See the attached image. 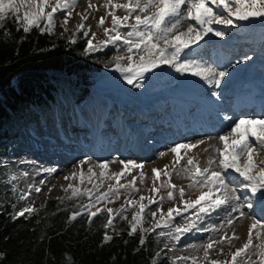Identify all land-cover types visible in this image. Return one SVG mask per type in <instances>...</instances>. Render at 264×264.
Instances as JSON below:
<instances>
[{"label": "rangeland", "instance_id": "rangeland-1", "mask_svg": "<svg viewBox=\"0 0 264 264\" xmlns=\"http://www.w3.org/2000/svg\"><path fill=\"white\" fill-rule=\"evenodd\" d=\"M91 2L99 7L104 3V0H91ZM118 2L122 3L124 0H118ZM87 6L88 0H79L72 17L66 25L67 31H64V27H62L65 19L64 14L57 13L55 31L52 35L75 42L84 41L85 43L87 38H92V33L96 34L94 43L106 39L103 29L111 27V17L106 19L102 27L98 26L100 17L104 16L106 12L102 7H99V11L89 9V18L84 21L86 28L90 27L87 38L83 36L82 31H77L76 26L81 23V17L77 13L83 12ZM22 14L23 9L21 10V17ZM117 14L125 15L120 10ZM7 16H14V14L10 13ZM44 23L41 22L38 28H44ZM186 27L187 25H185ZM214 27L226 32L227 35L223 39L213 34L207 35L196 47L193 46L195 51L191 54V58L204 61L219 70H225L229 75L218 89L197 78L194 83L199 85L198 92L182 100V104L178 102L173 91L180 92L177 90L183 86L182 81L186 79L187 74L177 73L174 68L162 65L160 68L145 74L143 86L137 89L127 84L121 73L116 71L112 63V56L117 53L116 47L109 46L101 51L88 52L94 53L97 61L89 92L80 93L77 98L70 99L54 114H49L45 110L42 113L31 112L28 114L27 122L20 121L19 124L13 125V130L18 131L20 135L15 140L9 154L4 153L3 144L0 142V188L2 191L10 190L15 199L14 212L16 213L22 207L29 205L34 208V211L41 209L45 214L53 212L54 209H71L73 212L82 211L83 206L89 203V197L79 195L70 199L72 189L68 187L69 184L81 191L91 190L92 199H95L101 193L107 192L109 185H115V178L110 180L108 177L111 172H119L122 165L118 162L111 164L110 168L105 170V176L100 177L99 169L94 170L97 174L93 176L87 172L89 164L83 165L81 169L77 167L78 162L89 157L91 158V164L116 158L132 159L138 163H144L142 169L146 174L144 183H140L139 180L138 173L140 170H133L131 175L126 172L121 177L120 182L127 183L135 175L137 177L136 188L139 191H125L122 189L118 199L112 196L110 197L112 202L101 201L96 207L105 210L93 218L91 222L88 221L89 225L105 226L108 220L106 208L110 207L118 210L121 206H125L127 210L122 213V216H126L127 219L117 216L112 225V227L121 229V227L131 222L133 212L138 210L135 207H128L126 201H139L142 195L145 197L152 196L150 192L153 186L152 169H164L165 165H169V170L171 169L174 154L168 150L172 146L178 143L207 140L206 144L199 145L197 149H193L188 154L189 156H197L200 166L204 167L207 159L213 153L211 149L208 153H204L202 150L208 147L209 144L217 145L219 143L217 137L227 133L234 122L241 118H264L263 111L260 112V115H255L253 109L234 113L229 107L234 99L231 96L224 97L223 94L224 89L229 90L231 87L232 90L235 85H232L230 77L232 72L234 73L232 78L236 74L238 77L236 81H240L238 87H236V94L239 95V91L250 93V95L260 97L264 103V18L235 21V26L214 25ZM248 57H251V59H247ZM106 64L109 66L105 67ZM213 91H216L218 95L212 96ZM209 97H213L211 99L215 97L218 100L217 115L214 114L213 116L211 113L203 115V108L208 105ZM233 98H235V95H233ZM247 101L244 100V103L235 108L249 104L250 102ZM204 102H206V106ZM180 110H185L186 117L182 122L184 125L187 124L184 127L185 131L186 128L191 129V126H189L191 120L195 122L198 119L194 118H201L204 119V125L200 128L206 129L207 126L212 132L206 133L207 135L200 134L188 138L193 132H180L172 122L174 114L179 116ZM206 131L208 132L207 129ZM209 137H212V139L209 140ZM249 139L253 140L251 137ZM219 146L223 147L222 144H219ZM160 153H167V155L160 156ZM259 158H264V153H261ZM186 160L187 157L181 160L180 165L176 167L185 165ZM49 168L55 169V171L51 173L44 171ZM81 171L84 173L83 182L80 178ZM73 172L77 173L75 178L71 175ZM23 173H27V175H23ZM13 176L16 177L15 180H11ZM66 176L69 177L68 180L65 179ZM89 176L92 178L91 183L88 182ZM227 177L231 181L230 187L235 189L236 194L241 198L236 203L250 201L253 208H244L243 210L250 217H255L264 222V199L260 197L259 193L252 196L248 190L244 189L240 179H237L238 174L232 170L228 171ZM166 179L168 178L161 174L158 183ZM41 180H44L45 183L40 184ZM171 183L185 188L186 199H194L198 195L196 190L187 187L191 181L186 177L177 176L173 173ZM35 187H40L41 191L37 193ZM30 189L31 195L29 198L20 200V194L28 192ZM174 195L175 200L173 201L165 199L162 205L165 213L169 207L182 206L180 205L178 192ZM156 196L157 198H166L167 190L161 189ZM156 207L157 205H152L151 209L155 210ZM92 211H95V208ZM25 215H28V213H25ZM225 215L226 213L223 210H218L210 217H206L200 226L203 228L219 225L224 220ZM238 216L239 213H232L233 218ZM157 219H159V213ZM144 221L143 227L145 228L151 227L154 223L150 214L144 216ZM178 221L179 218H177ZM250 225L251 219L249 218L235 219L233 227L228 228L226 231L229 237L233 236L234 231L235 237H238V239L233 237L231 244L225 242L220 245L219 247L223 248V254H220L218 249L213 250L211 253L212 258L230 260V253L247 241ZM160 230L167 231V229H158L157 231ZM138 231H140L139 228ZM255 231L253 230L254 234ZM209 235L212 234L193 231L182 237L179 242L168 237L157 236V239L161 241V248L157 251L159 255L156 253L152 262L157 263L161 257H165L170 261L176 256H202V251L196 252L190 246L199 245ZM223 235L224 232H221L216 234L214 238L219 240ZM258 242L254 239V243ZM166 244L168 247H165ZM178 264H183V262H178ZM187 264H190V261Z\"/></svg>", "mask_w": 264, "mask_h": 264}, {"label": "snow or ice", "instance_id": "snow-or-ice-1", "mask_svg": "<svg viewBox=\"0 0 264 264\" xmlns=\"http://www.w3.org/2000/svg\"><path fill=\"white\" fill-rule=\"evenodd\" d=\"M78 3L79 0H0V21L11 13L14 14L25 33L30 32L32 28L39 27L41 22H45L41 33L52 34L55 31L56 14L63 13L65 19L62 27L64 31H67L66 25ZM99 7L104 8L106 12L100 17L98 26L102 27L106 19L111 17V27L103 29L106 39L94 43L96 34L92 33V38H87L90 27L86 28L84 21L89 18V9L99 11ZM99 7L88 0L87 8L77 13L81 17V23L76 26V29L82 31L83 36L87 38L85 52L101 51L109 46L116 47L117 53L112 56V63L126 83L137 89L143 86L145 74L162 65L174 68L177 73L198 77L214 88H220L229 73L199 59L191 58V54L195 51L193 46L198 45L209 34L221 39L227 35L214 25L235 26V21L264 18V0H124L122 3L118 0H104ZM118 10L123 11L125 15H118ZM185 25H187L186 28ZM17 30L20 28L18 27ZM8 35L10 33L6 32L5 36ZM108 66L105 65V67ZM211 95L217 96L218 94L213 91ZM250 137L253 140H250ZM208 139L211 140L212 137ZM217 140L219 142L217 145L209 144L202 150L208 153L211 149L213 153L204 167L200 166L197 156L188 154L193 149H197L199 145L206 144L205 140L178 143L172 146L168 150L174 154L171 169L169 170V165H165L164 169H152L153 186L150 189L152 196L142 195L139 201H126L128 207L138 209L133 212L128 234L134 235L139 228L142 233L139 240L141 246L146 243L145 234L156 233L158 237H168L176 242L193 231L212 234L199 245L190 246L196 252L202 251V256H176L169 261V264H178V262L187 264L189 261L190 264H201V262L203 264H264V222L250 217L243 210L253 208L250 201L236 203L241 198L236 194V190L230 187L231 181L227 177L228 171L232 170L238 174L237 179H240L244 189L248 190L252 196L259 193L264 199V158H259L261 153H264V118H241L234 122L227 133L219 135ZM164 155L167 153H160V156ZM185 157H187L186 164L176 167ZM90 162L91 158H86L79 161L77 167L82 169L83 165L89 164L87 172L94 176L97 174L94 170L99 169L100 177L105 176V170H108L113 163L118 162L122 168L119 172H111L108 177L110 180L115 178V185H109L108 191L96 196L95 199H92L91 190L81 191L69 184L68 187L72 189L70 199L79 195L89 197V203L83 206L82 211L70 214L71 220L87 214L91 222L105 210L96 207L101 201L112 202L110 200L112 196L118 199L122 189L139 191L136 188L137 177L135 175L127 183L120 182L126 172L131 175L133 170H140L138 173L140 183H144L146 178V174L142 171L143 162L138 163L136 160L119 158L104 160L96 164ZM44 171L51 173L55 169L49 168ZM173 173L190 179L191 183L187 187L198 192L194 199H186L185 188L171 183ZM161 174L168 179L158 183ZM71 175L75 178L77 173L73 172ZM80 178L83 182V171L80 172ZM15 179V176L11 177V180ZM65 179L68 180L69 177L66 176ZM88 182H92L91 176ZM44 183V180L40 181V184ZM161 189L167 190L166 198H157L156 194ZM35 191L39 193L40 187H35ZM176 192L179 194L182 206L169 207L165 213L162 207L165 199L175 200L174 193ZM30 195L31 189L20 194L19 199L26 200ZM152 205H157L155 210L151 209ZM93 208L95 211H92ZM126 210L125 206H121L118 210L106 208L108 220L105 229L113 225L117 216L126 220L127 217L122 216ZM218 210L226 213L224 220L219 225L202 228L200 225L203 224L205 218ZM33 212L34 208L31 205L25 206L15 213L14 218L23 217L25 213L30 215ZM158 213L159 219H157ZM232 213H239V216L233 218ZM146 214H150L154 221L153 225L148 228L143 227ZM177 218H179L178 222ZM239 218L251 219L247 241L230 253V260L213 259L211 256L213 250L218 249V252L223 254V248L219 246L225 242L232 243L235 232L233 231V236L229 237L226 230L233 227L234 220ZM158 229H167V231H157ZM253 230H256L255 234ZM221 232H224V235L219 240L215 239L214 236ZM235 238L238 239V237ZM111 239L112 237L105 231L104 240L110 241ZM254 239L259 242L254 243ZM165 247L168 245L166 244Z\"/></svg>", "mask_w": 264, "mask_h": 264}, {"label": "trees", "instance_id": "trees-1", "mask_svg": "<svg viewBox=\"0 0 264 264\" xmlns=\"http://www.w3.org/2000/svg\"><path fill=\"white\" fill-rule=\"evenodd\" d=\"M18 27L20 30H17ZM10 35L5 36V33ZM25 33L14 16L0 21V142L9 154L20 133L12 126L27 122L31 112L54 114L80 93L89 92L96 56L84 41ZM14 198L0 188V264H169L152 260L161 244L156 233L129 235V224L117 229L89 225L87 215L71 220V209L45 214L41 209L14 218ZM105 231L112 237L104 240ZM163 240V239H161Z\"/></svg>", "mask_w": 264, "mask_h": 264}, {"label": "bare ground", "instance_id": "bare-ground-1", "mask_svg": "<svg viewBox=\"0 0 264 264\" xmlns=\"http://www.w3.org/2000/svg\"><path fill=\"white\" fill-rule=\"evenodd\" d=\"M194 47H196V46H194ZM233 74L234 73L231 72L230 77H231V80H232V85L233 84H235V85L233 86L232 90L230 89L231 88L230 87L229 90L228 89H224V91H223L224 97L231 96V98L234 99L233 100L234 104H232L233 103L232 102L229 105L230 109H232L234 113H236V112L238 113V111L240 112V111L246 110V109H253L255 111V115H260V112H262V111L264 113V106H262V104H264V103L262 102V100H261L260 97H255L253 95H250V93H241L240 91L238 92L239 95L236 94L237 93L236 92L237 91L236 90V87H238L240 81L239 82L236 81V79L238 78L236 76V74H235V77L236 78L235 77L232 78V75ZM197 78L198 77H194V76H192L190 74H187L186 79L182 81L183 82V86L179 90H177V91H180V92H174L173 91V93H175V95H176L175 96L176 99L178 100V102L180 104H182V100L188 98V96H190L192 94L195 95L198 92L199 85H198V83H194ZM233 95H235L236 100H235V98H233ZM209 98L210 99H209V102H208V105L207 106L205 105V103L207 101L204 102V105L206 107L203 108V115L205 116L208 113H211L213 116H214V114L217 115V113H218V107H217L218 100L215 97H214V99H211L213 97H209ZM244 100H248L247 102H250V103L247 104V105H245V106H242L240 108H235L239 104L244 103ZM185 109H187V108H185ZM185 117H186L185 116V110L184 111H181L180 110L179 116H177L176 114H174V118L172 119V122L176 125V127L178 128V130L180 132L185 131L184 130L185 129L184 127H186L185 125H187V124L184 125V123H182L183 122V119ZM194 119H198V120H195V122H193L192 120L190 121V119H189V121H190V125L189 126H191V129L188 128V129H190V130H188L186 128V131H190V133L193 132L191 135L188 136V138L196 137V136H198L200 134H206V133L208 134V133H211L212 132V130L210 128H208L206 125L205 126H206V129L208 130V132L206 131V129L200 128V126H203L204 125L203 124L204 119H201V118H194ZM205 141L207 142V140H205Z\"/></svg>", "mask_w": 264, "mask_h": 264}]
</instances>
